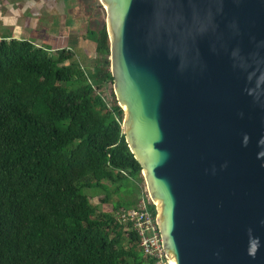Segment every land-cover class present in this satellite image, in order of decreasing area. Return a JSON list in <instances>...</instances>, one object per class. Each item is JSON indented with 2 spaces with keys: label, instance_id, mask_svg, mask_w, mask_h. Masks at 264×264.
<instances>
[{
  "label": "water",
  "instance_id": "obj_1",
  "mask_svg": "<svg viewBox=\"0 0 264 264\" xmlns=\"http://www.w3.org/2000/svg\"><path fill=\"white\" fill-rule=\"evenodd\" d=\"M99 2L165 257L264 264V0Z\"/></svg>",
  "mask_w": 264,
  "mask_h": 264
},
{
  "label": "trees",
  "instance_id": "obj_2",
  "mask_svg": "<svg viewBox=\"0 0 264 264\" xmlns=\"http://www.w3.org/2000/svg\"><path fill=\"white\" fill-rule=\"evenodd\" d=\"M85 37L90 71L68 48L0 39V264H155L115 218L134 201L105 212L83 192L97 189L107 202L138 194L142 180L122 109L101 94L112 83L104 24Z\"/></svg>",
  "mask_w": 264,
  "mask_h": 264
},
{
  "label": "flooded vegetation",
  "instance_id": "obj_3",
  "mask_svg": "<svg viewBox=\"0 0 264 264\" xmlns=\"http://www.w3.org/2000/svg\"><path fill=\"white\" fill-rule=\"evenodd\" d=\"M80 5H83V11ZM93 7L94 0H0V39L14 38L12 35L3 36L4 31L21 34L27 29L51 24L54 19L57 21L56 32L49 36L61 39L64 43H73L77 34L70 29L74 25L80 27L83 24V36L93 28L90 24L95 21L89 20ZM18 26H21V30L17 29ZM59 28L63 29L61 33Z\"/></svg>",
  "mask_w": 264,
  "mask_h": 264
},
{
  "label": "rangeland",
  "instance_id": "obj_4",
  "mask_svg": "<svg viewBox=\"0 0 264 264\" xmlns=\"http://www.w3.org/2000/svg\"><path fill=\"white\" fill-rule=\"evenodd\" d=\"M80 10L83 11V5L82 6L80 5ZM90 11L91 14L89 15V20L93 19L95 21V22L91 21L90 24L91 27L101 26L102 23L105 26V11L99 0H94V7ZM62 19H64V17ZM56 24L57 21L53 19L51 24L41 27L38 26L35 29H27L26 32L22 31L21 34L4 31L3 36L12 35V37L17 39H26L28 41L33 42L37 46L42 47L43 49H45L50 53H52L56 49H60L61 47L68 46V49H70L74 53L75 60H77L79 64L83 66L85 71H90V61L93 60L95 56L93 49L94 44L93 42L88 41V39L82 35L84 32V28L82 27L83 24L81 23L80 25L79 36L76 35L77 36L76 39H78V42L75 43L76 45H72L69 43L67 45L61 39L49 36V34H54L56 32L55 30ZM0 34H2V32ZM101 94L103 98L106 100V102H110L113 99L115 100V95L113 93V88L111 83H106L103 86V89L101 90ZM141 179L142 180L138 184V186L140 187V191L142 192V190L145 188V185L142 176ZM140 191L136 195L132 191L128 196L121 193L109 194V199L107 202H99V198L102 197V194L99 190L83 189V192L89 196L90 203L96 205L98 210L105 212H111L112 204H116L117 201H119L120 199L130 198L134 201V205H135L137 199L139 198Z\"/></svg>",
  "mask_w": 264,
  "mask_h": 264
},
{
  "label": "built area",
  "instance_id": "obj_5",
  "mask_svg": "<svg viewBox=\"0 0 264 264\" xmlns=\"http://www.w3.org/2000/svg\"><path fill=\"white\" fill-rule=\"evenodd\" d=\"M115 218L119 223L130 224L138 236V245L143 255L153 259L155 264H170L162 251L161 239L155 224L154 204L145 188L140 191L135 205L116 212Z\"/></svg>",
  "mask_w": 264,
  "mask_h": 264
},
{
  "label": "crops",
  "instance_id": "obj_6",
  "mask_svg": "<svg viewBox=\"0 0 264 264\" xmlns=\"http://www.w3.org/2000/svg\"><path fill=\"white\" fill-rule=\"evenodd\" d=\"M60 27H61V26H60ZM79 28H80L79 26L74 25V26L70 29V31H74V34H75V35L77 34V35L79 36ZM17 29H18V30H21V26H18ZM22 29H23V28H22ZM59 30H60L59 33H61L63 29L59 28ZM59 33H58V34H59ZM76 38H77V36H76ZM76 38H75V41H74L73 43H69V44L76 45L75 43L78 42V39H76ZM79 41H80V40H79ZM88 41H90V40H88ZM91 42H92V41H91ZM66 44L68 45V43H66ZM66 44H65V45H66ZM65 48H68V46L65 47Z\"/></svg>",
  "mask_w": 264,
  "mask_h": 264
},
{
  "label": "bare ground",
  "instance_id": "obj_7",
  "mask_svg": "<svg viewBox=\"0 0 264 264\" xmlns=\"http://www.w3.org/2000/svg\"><path fill=\"white\" fill-rule=\"evenodd\" d=\"M170 264H174L173 259L170 260Z\"/></svg>",
  "mask_w": 264,
  "mask_h": 264
}]
</instances>
